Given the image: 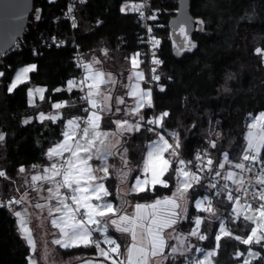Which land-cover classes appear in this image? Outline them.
<instances>
[{"label": "snow or ice", "instance_id": "1", "mask_svg": "<svg viewBox=\"0 0 264 264\" xmlns=\"http://www.w3.org/2000/svg\"><path fill=\"white\" fill-rule=\"evenodd\" d=\"M49 2L55 3L56 0ZM76 3L86 4L87 0H75L68 8L73 28L77 27L71 16ZM128 9L129 5L124 4L120 11L126 14ZM131 10L143 21H158L157 13L161 11L151 9L148 0L132 5ZM35 19L39 21L41 16L36 15ZM102 23L97 19V26ZM176 23L184 40L178 54L196 49L197 44L190 35L193 30L205 31V21L182 15ZM192 24L196 25L195 29ZM156 27L146 23L144 30L152 33ZM51 39L56 47L65 44L56 37ZM161 43V39L151 37L154 51L146 55L153 66L163 64L157 57ZM102 52V56L88 62L79 61L78 66L84 71L79 78H68L64 87L52 89L53 92L68 93L77 89V99L82 102L78 108L80 115L64 117L59 110L69 107V103L53 102L50 108L57 110L55 113L46 115L39 111L31 119L22 121L28 125L35 119L46 128L50 126L44 125L45 121L59 123L58 138L42 150L44 163H20L12 166L11 174L7 166L0 165V210L16 218V230L31 252L26 257L27 264H40V259H47L50 255L38 259L29 208L41 214L46 212L51 227L57 230L51 243L58 248L95 250L90 259L77 257L80 264H215L214 258L219 254L222 240L248 246L243 252H236L238 258L246 256L242 264H264V111L249 113L246 143L240 146L234 161L225 152L223 162H220L204 149L196 153L195 160L186 159L181 152L180 133L167 132L166 122L171 112L156 111L153 89L148 86L161 79L156 74V67H152L151 75L146 77L144 72L136 70L142 63L141 53L137 51L128 57L133 70L129 80L136 82L128 84L130 90L118 98L112 91L116 79L97 67L109 54L106 48ZM253 54L264 67V46L255 47ZM37 68L36 63L21 67L14 78L6 81L5 90L13 93L21 85L28 84L30 74L37 72ZM4 77L5 72L0 71V78ZM141 81H144L143 87ZM156 87L161 93L166 91L164 85L157 83ZM46 91L45 87H29L27 95H38L43 101ZM224 91L228 89L225 87ZM129 96L134 101L132 105L126 102L125 97ZM148 133L151 134L147 137L150 143L140 152L135 166L129 167V140ZM6 138L7 134L0 130V149L4 148ZM210 147L217 148L215 140L210 141ZM110 160L114 162L110 164ZM229 165L239 171L227 170ZM133 172L137 174L128 186L127 177ZM220 180L231 182L233 187L230 188L229 183L221 184ZM158 187L171 194L161 192L157 196ZM197 187L205 191L215 190L212 191L213 197L223 196L227 201L229 215L221 218L217 216L211 199L193 200L195 209L202 214L221 219L218 232L209 233L210 226L201 231V225L206 224V219L201 216L195 217V227L189 228L187 235L177 227L185 220L192 222L188 209L182 205L189 192L194 198L199 194ZM127 195L148 197L152 202L131 204L125 199ZM129 207L134 211L129 213ZM224 219L231 227L225 226ZM110 228L127 234L123 250L121 243L108 235ZM209 235L212 250L189 243V237L205 241L209 240ZM195 252H202V258L188 259V254Z\"/></svg>", "mask_w": 264, "mask_h": 264}, {"label": "trees", "instance_id": "2", "mask_svg": "<svg viewBox=\"0 0 264 264\" xmlns=\"http://www.w3.org/2000/svg\"><path fill=\"white\" fill-rule=\"evenodd\" d=\"M66 0H36L35 10L31 15L23 39L29 43L39 42L44 36L68 34L69 25L63 17ZM133 0H87L86 4L76 7L78 40L86 52V58L94 54L102 56L103 49L108 56L103 57V68L116 74L115 93H124L127 77L131 68L128 57L140 52L138 39L139 25L136 13L130 8L127 13L120 8ZM160 8L161 45L159 56L163 64L159 66L160 81L166 91L161 93L154 84L153 98L156 111L169 110L171 116L166 122L167 132L180 133L183 154L195 160L196 153L207 150L214 158L223 162V153H228L234 161L240 146L246 143V121L249 113L264 111V67L259 65L253 49L264 46V0H190V9L196 18L205 21V31H196L190 39L197 44L191 52L178 54L184 43H177L172 33L170 18L176 13L178 0H152ZM41 20L35 19V13ZM97 19L103 23L97 26ZM42 54H34L26 48L8 54L0 63L5 77L0 78V130L7 134L6 143L0 149V165L12 166L20 163H44L42 150L58 137L59 123L45 121L44 127L33 119L25 125V118H32L39 111L51 113L50 104L56 101L69 103V107L60 109L62 116L72 118L78 111V90L53 92L52 89L64 87V82L76 73L73 53L70 46L43 47ZM36 63L37 72L31 74L28 84L21 85L15 92L8 93L5 83L12 78L16 69L27 63ZM142 66L148 72L145 61ZM171 77V79H168ZM228 77H231L230 79ZM47 86L46 98L37 104H30L27 89L31 85ZM228 91H224V88ZM50 94V95H49ZM72 116H69V114ZM66 123V120H65ZM196 127L193 128L192 125ZM151 134H138L128 142L129 167H134L140 159V152L145 149ZM215 140L217 148L210 147ZM137 172L130 174V182ZM167 178V177H166ZM19 179V178H17ZM111 190V189H110ZM174 191V189H173ZM170 195L168 190L159 189L157 196ZM197 196L207 193L197 187ZM191 200L194 198L190 192ZM133 203L149 202L148 197L129 195ZM118 200V197H117ZM216 212L229 213L227 201L223 196L215 199ZM190 205L189 216L195 211ZM219 222L208 221L209 233L219 230ZM181 227L188 230L192 224L183 221ZM227 227H231L227 223ZM124 244L126 238H121ZM211 235L205 241V247L211 248ZM194 237H190L193 244ZM219 254L214 258L216 264H241V257L236 256L239 250L246 247L236 241L222 240ZM235 245V247L233 246ZM258 247V246H255ZM95 250L91 248H59L60 259L73 263L77 257H92ZM31 254L28 245L16 230V218L9 212L0 210V264H27L26 257ZM40 264H47L40 259Z\"/></svg>", "mask_w": 264, "mask_h": 264}, {"label": "built area", "instance_id": "3", "mask_svg": "<svg viewBox=\"0 0 264 264\" xmlns=\"http://www.w3.org/2000/svg\"><path fill=\"white\" fill-rule=\"evenodd\" d=\"M142 2H143V0H133L131 2V6L132 5H135V4L142 3ZM73 3H75V0H66L65 1V4H64V7H63V17H64V20L69 25V28H70V31H69L68 34H59V35L54 34V35H50V36H44V37H42L40 39L39 42H35V43H29L26 40H24L23 37H22L21 39H19V40L16 41V43L13 45V47L10 50H8V52H6L3 55H0V63L2 62V60L8 54H10L12 52H16V51H21V50L26 49V48L32 49V52L34 54H36V53L42 54L43 53V50H42L43 47H46V46H49V45H55V44H53V41H52L51 37H56L58 41L59 40L65 41V44L63 46H70L72 48L73 63H74V69H75L76 73L74 75H72L70 78H79V76L83 75L84 74V71H83L82 68H80L78 66V64H79V61L81 59L84 62H87V60H86V52H85V50L83 49V47L81 46V44H80V42L78 40V37H77V34H76V27L75 28L71 27L72 18L70 17V14L68 12V8ZM148 3H149V6L151 7V9H153V10L157 9V7H155L153 5L152 0H148ZM78 4L79 3H76V7H77ZM160 12L157 13L158 16L160 15ZM71 16H73L75 18V21L77 23V17H76V12L75 11L71 14ZM136 16H137V22H138V25H139V29H138V39H139V44H140V47H141V49H140L141 58H142L143 61H145L146 65L149 67V71H150V69L152 67H156V69L158 71L159 66H153V65H151L150 58L146 54L150 53L151 51H154V49H152V46H151V37L155 36L156 38L161 39V36H162L161 30L164 27V24H163L162 21L159 20L160 18L158 19V21H143V20H140L139 19V14L138 13H136ZM146 23L147 24L157 25V27L154 29V31L152 33H146L145 30H144V25ZM157 57L159 59H161L160 56H159V50L157 51ZM149 73L151 75V72H149ZM156 74H157V72H156ZM0 83H1V79H0ZM80 95H83V94L80 93ZM63 102H67L66 99H63ZM79 103H82V102L79 100ZM182 156H184V158H186V159H189V158H187L183 154V152H182ZM191 160H193V159H191ZM245 175H250V174H245ZM220 183L221 184H223V183H229L230 188L233 187L231 185V182H227V181L220 180ZM212 191H215V190H212ZM212 191H207V193H206L207 194L206 199H211L212 200V203H213V205L215 207V199L217 197H219V195L213 197L212 196ZM228 215H229V213H226V212H217V216L218 217H221V218H226V217H228ZM197 216H201L202 218H205L206 219V223L208 221L221 223V219L208 218L209 217V214H207V213H203L202 214L200 211L195 210L190 215V217H192L191 224H192L193 228L195 227L194 219ZM223 222L225 224L228 223L226 219H224ZM205 227H206V224H202L201 225V231H203ZM205 241H197V239L194 237L193 244H196L200 248H204L205 247V244H204ZM201 256H202V252H195L194 254L193 253H189L188 254V259H193L194 260L196 258H201Z\"/></svg>", "mask_w": 264, "mask_h": 264}, {"label": "rangeland", "instance_id": "4", "mask_svg": "<svg viewBox=\"0 0 264 264\" xmlns=\"http://www.w3.org/2000/svg\"><path fill=\"white\" fill-rule=\"evenodd\" d=\"M130 6H131V3H130ZM129 8L131 10V7H129ZM37 12L38 11H36L35 16L37 15ZM97 57L98 56L92 54V55H90V57L88 59L86 58V60L88 62L90 59L97 58ZM140 60L142 61L141 56H140ZM28 64L29 63L24 64V65L18 67L16 69V71L14 72L12 78H14L15 73L18 72L21 67H25ZM97 67H100L103 70H105L102 65H98ZM147 69H148V72H146L145 68L142 66V63H141L140 66H139V68L136 69V70L137 71L144 72L145 73V76L148 77L150 75V73H149L150 71H149V67L148 66H147ZM0 71H3V70L0 69ZM105 71L111 73L112 76H113V78L116 79V74L114 72L109 71V70H105ZM132 72H133V70L130 68L129 73H128V77H127V83H126V86H125V90H126L125 92H127V91L130 90L127 87L128 84H134L136 82L134 79L129 80V77L132 75ZM157 74L160 75L159 74V71H157ZM140 83H141V86L143 87L144 86V81H141ZM155 83L160 84L159 82H153L152 84H150L148 86L153 89ZM160 85H162V84H160ZM115 86H113L112 91H113V94L116 95L119 98V96L123 95L125 92L124 93H122V92L115 93ZM30 87H45L47 89V86L42 85V84L31 85ZM46 94H47V91L44 94L45 95V98H46ZM125 99H126V102L129 105H132L134 103L133 99L130 96L129 97H125ZM29 101H32L30 104H37L41 100L39 99V96L37 95L35 97H29ZM56 102H59V101H56ZM56 111L57 110L53 109V111L51 113H55ZM59 112H60V110H59ZM45 114L47 115V114H50V113H45ZM246 134H247V130H246V133H245V137H246ZM148 143H150V140L146 143V145ZM128 153H129V151H128ZM127 158H128V155H127ZM113 162L114 161H112V160L109 161L110 164L113 163ZM226 168H227V170H231V171H237V172L239 171V170H236V169H232L230 167V165L229 166H226ZM118 179H119V177H118ZM127 181H128V186H130V184L134 182V181L130 182V174L127 177ZM124 191L127 192V186L124 187ZM206 197H207V194L205 193V194H201V195L197 196V198H195V199H206ZM125 199L127 201H129L131 204H135V203H133L130 200L129 195H127L125 197ZM191 199L192 198H191V195H190V192H189L187 198L185 199V201L183 202V205H182V207L188 209V215H189L190 205L191 204L194 205V203H193V201ZM118 200H119V197H118ZM41 202L43 203V201H41ZM149 202H152V201H149ZM142 203H144V202H142ZM29 211L32 212V222H31V225L30 226L33 228L34 235H35L36 240H37V254H38V259L40 257H44L46 254H50L47 259H42L47 264H59V262H63L60 259L61 255H60L58 246H56V245H54V244L51 243V240L55 238V236L53 234L57 230L51 227L50 222H49V219L47 218L46 212L41 214V213H38V212L32 210L31 208H29ZM133 211H134V209L132 207H129L128 208V212L129 213H131ZM197 211H199V210H197ZM193 212H191V213H193ZM185 222H188V221L185 220ZM225 226L227 227V224H225ZM177 227L179 228L180 231H182L185 235H187L188 230L182 228L181 225H178ZM108 235L111 238L117 239V243H121L122 249H123V243L120 241V239L121 238L128 239L127 234H121L119 232H116L114 229H111L110 228ZM189 243H190V237H189ZM208 250H212V249L211 248H208ZM238 252H243V251L242 250H239ZM202 256H203V253H202ZM202 256H201V258H202ZM90 258H92V257H88V258H85V259H90ZM241 258H242V260H241V264H242V261H243V259L246 258V256L245 257H241ZM61 264H80V261L78 260V261H75L73 263H70V261L66 260L64 263H61Z\"/></svg>", "mask_w": 264, "mask_h": 264}, {"label": "water", "instance_id": "5", "mask_svg": "<svg viewBox=\"0 0 264 264\" xmlns=\"http://www.w3.org/2000/svg\"><path fill=\"white\" fill-rule=\"evenodd\" d=\"M35 2L36 0H0V55L8 52L24 36L35 10ZM182 15L196 18L190 9V0H178L177 11L169 21L177 43L183 40L176 23ZM191 27L195 29L196 25L192 24ZM195 32L193 30L191 35Z\"/></svg>", "mask_w": 264, "mask_h": 264}, {"label": "crops", "instance_id": "6", "mask_svg": "<svg viewBox=\"0 0 264 264\" xmlns=\"http://www.w3.org/2000/svg\"><path fill=\"white\" fill-rule=\"evenodd\" d=\"M85 259V258H84ZM78 261V260H77ZM61 263H64V262H59V264H61Z\"/></svg>", "mask_w": 264, "mask_h": 264}]
</instances>
